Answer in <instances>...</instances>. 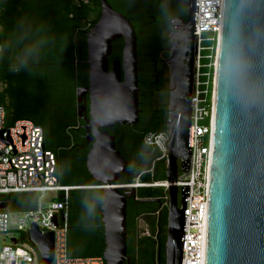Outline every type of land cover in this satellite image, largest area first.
I'll return each instance as SVG.
<instances>
[{
    "label": "water",
    "instance_id": "obj_1",
    "mask_svg": "<svg viewBox=\"0 0 264 264\" xmlns=\"http://www.w3.org/2000/svg\"><path fill=\"white\" fill-rule=\"evenodd\" d=\"M100 7V18L86 35L88 86L78 88L76 98L79 113L86 111L83 100L89 98L86 134L92 146L86 168L102 189V258L105 264H126L127 199H135L140 186L118 184L128 162L106 129L139 121L137 37L130 21L107 0H100ZM196 14L195 0H186V20L169 21L168 57L162 61L168 70L165 264H181L182 259L189 187L179 189L176 181L189 169L191 156ZM116 40L123 41L122 57L110 66ZM1 208L8 209V203ZM30 239L43 264H51L53 233L41 234L33 226ZM204 264H264V0H223L213 79Z\"/></svg>",
    "mask_w": 264,
    "mask_h": 264
},
{
    "label": "trees",
    "instance_id": "obj_2",
    "mask_svg": "<svg viewBox=\"0 0 264 264\" xmlns=\"http://www.w3.org/2000/svg\"><path fill=\"white\" fill-rule=\"evenodd\" d=\"M107 1L135 30L138 88L142 90L138 123L106 129L128 162L118 184L162 182L166 161L158 160L157 152L143 139L149 133L168 132V70L162 61L168 57V23L174 18L186 20V0ZM100 13V0H0V107L5 111L6 126L26 120L43 130L44 147L56 158L55 176L60 185L82 187L68 192L67 255L73 258L102 257V189L87 171L85 153L74 162L60 155L52 143L61 138L68 139V145L77 143V135L67 123L76 118L77 89L88 86L86 35ZM204 45L214 43L206 41ZM122 48V40L112 44L110 66L121 59ZM201 62L209 63L206 59ZM202 72L211 75L207 87L210 104L212 68H202ZM164 197L163 188L142 186L136 189L135 199L127 200L129 264H165ZM141 199H158L160 203H141ZM0 200L8 203V211H29L36 208L37 194H8ZM138 222L144 223L147 234L137 229Z\"/></svg>",
    "mask_w": 264,
    "mask_h": 264
},
{
    "label": "built area",
    "instance_id": "obj_3",
    "mask_svg": "<svg viewBox=\"0 0 264 264\" xmlns=\"http://www.w3.org/2000/svg\"><path fill=\"white\" fill-rule=\"evenodd\" d=\"M195 6L197 14L194 34L197 39V55L195 88L191 100V156L189 169L186 173L179 174L176 181L179 189L189 187L181 264L205 262L208 179L213 133V79L221 33L223 0H195ZM208 33L211 34L210 38L206 37ZM206 41L214 45L205 46ZM204 51H208L209 55L202 56ZM203 59L209 63L202 64ZM207 67L212 68L210 104L207 103V87L211 75L209 72H202V68ZM44 142L43 130L30 121L19 120L12 126H6L5 111L0 107V197L18 193L37 194L36 208L29 211L12 212L2 209L3 202L0 200V264H39V261L43 264L30 239L33 226L41 234L53 233L51 264H105L102 257L73 258L67 255L68 192L82 187H68L58 183L55 176V155L45 149ZM143 142L157 152L158 160L166 161L168 132L149 133ZM137 185L163 188L167 202L166 180ZM58 194H62L60 201L56 200ZM144 234H147L146 229ZM7 236L10 243L4 244Z\"/></svg>",
    "mask_w": 264,
    "mask_h": 264
},
{
    "label": "flooded vegetation",
    "instance_id": "obj_4",
    "mask_svg": "<svg viewBox=\"0 0 264 264\" xmlns=\"http://www.w3.org/2000/svg\"><path fill=\"white\" fill-rule=\"evenodd\" d=\"M139 83L142 84V76L139 74ZM142 93V90L139 89L138 96ZM77 99V98H76ZM85 104L86 111H82L81 113L78 112V105H77V111H76V118L71 119L67 124L69 127V130L71 133L77 135V140L75 144L68 145V139L61 138L60 141H55L52 147L57 149V152L62 155L68 156L67 159H71L72 161L76 162L82 158L83 154L87 156L89 150L92 146V141H88L87 134H86V128L87 123L86 121L90 119V113H89V98L88 95L85 98V102L83 100V105ZM56 140V139H55ZM86 156H85V166H86ZM66 158V157H65ZM134 199V198H128L127 200ZM167 204V203H166ZM178 204L180 207V196L178 195ZM139 229V226L137 227ZM126 264H129V258L128 262Z\"/></svg>",
    "mask_w": 264,
    "mask_h": 264
},
{
    "label": "rangeland",
    "instance_id": "obj_5",
    "mask_svg": "<svg viewBox=\"0 0 264 264\" xmlns=\"http://www.w3.org/2000/svg\"><path fill=\"white\" fill-rule=\"evenodd\" d=\"M138 226H139V229H141L142 230V233H145V225H144V223H142V222H138ZM10 243V241H9V236H7L6 238H5V240H4V244H9Z\"/></svg>",
    "mask_w": 264,
    "mask_h": 264
}]
</instances>
